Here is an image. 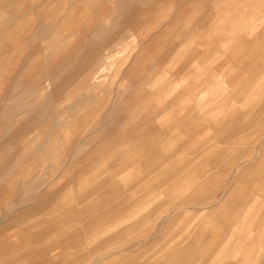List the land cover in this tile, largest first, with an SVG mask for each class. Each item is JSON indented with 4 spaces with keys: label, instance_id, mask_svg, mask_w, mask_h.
I'll return each instance as SVG.
<instances>
[{
    "label": "rangeland",
    "instance_id": "rangeland-1",
    "mask_svg": "<svg viewBox=\"0 0 264 264\" xmlns=\"http://www.w3.org/2000/svg\"><path fill=\"white\" fill-rule=\"evenodd\" d=\"M33 1L38 8L30 4L34 9L8 13V18H31L25 34H3L17 20L0 30V264H118V257H132L124 264H243L240 258L230 263L224 255L209 263L200 249L219 247V254H227L230 243L215 247V238L248 229L244 215L228 222L233 229L227 222L214 225V209L205 204L238 183L233 172L244 159L233 163L237 154L222 152L221 162L207 174L216 183L214 194L178 203L174 200L187 192L162 194L164 188L150 184L153 171H140L129 185L113 190L126 170L107 179L103 171L111 174L127 160L98 154L107 150L99 147L101 136L116 128L142 122L140 129L125 132L134 145V138L161 129L164 99L170 90L195 86L191 76L198 69L202 76L216 75L218 89L231 85L242 91L247 84L249 90L258 89L264 63L258 67L257 58L264 52L256 47L264 43V29H249L244 37L240 26L248 12L264 11V1ZM34 13L39 17L33 19ZM184 44H190L189 51L182 50ZM242 61L248 62L247 80L241 78ZM230 73L233 81L226 84ZM182 75L190 77L183 82ZM172 101L169 106L181 104L192 112V99ZM144 108L153 114L147 117ZM235 113L240 112L234 110V118ZM189 118L188 113L172 116L176 122L204 121ZM212 144L218 152L228 149ZM108 189L109 198L103 195ZM151 196L155 202L149 203ZM121 197L129 202L117 203ZM260 208L253 206L251 227L264 222L257 217ZM71 227L78 236L74 243L67 235ZM121 229L126 236L119 240ZM130 245L136 246L132 252L120 253ZM263 263L264 245L251 264Z\"/></svg>",
    "mask_w": 264,
    "mask_h": 264
},
{
    "label": "crops",
    "instance_id": "crops-1",
    "mask_svg": "<svg viewBox=\"0 0 264 264\" xmlns=\"http://www.w3.org/2000/svg\"><path fill=\"white\" fill-rule=\"evenodd\" d=\"M246 2L253 1L246 0ZM256 2L260 3L263 2V0H256ZM30 4L37 8L39 5L33 0H31V2L29 0H0V17L4 18L3 22L0 23V30L4 28L6 24L9 26L10 22H13V20L18 21L17 23L15 21L10 30H7L3 34H25V31H27L26 29L31 26L29 24L31 18L28 16H22L19 19L8 18V13L26 10L31 7ZM256 10L257 12L255 11V13L254 11L248 12V14L241 19L240 33L244 37L249 36V29H252V32L256 31L255 33L263 32L264 11L262 9L258 11V7ZM215 14H209V19H215ZM38 17L39 15L34 13L33 19ZM249 19L252 24L250 26ZM213 23H215V21L209 23V29H211ZM30 31H28L27 34L30 33ZM237 31H231V33H236ZM33 32L35 33V31ZM33 32L31 31V33ZM193 33L200 35L198 31ZM200 44L201 43H193L194 46H200ZM260 45L261 44H258L256 50L258 52H264V43L262 46ZM190 47V44H184L182 50L184 52L189 51ZM232 49L230 48V50ZM243 62L244 61H242L240 65L241 78L242 80H247L249 72L248 62L245 64ZM262 62L264 63V53L257 58L258 67L259 63ZM260 69L262 71L261 78L256 82V87L258 89L249 90L247 84V89L243 90L242 88V91H233L231 85H226L224 90L218 89L216 75L209 74L207 77L202 76L204 73H202L201 69H198L197 73L191 76L196 82L195 86L190 88L185 87L180 90L179 93L170 90L169 97L164 99V101H167L165 103L167 106L166 108H160V110L162 109L160 114H165L166 119H164V122H161L159 126L161 129L156 128L153 132L150 131L151 133L144 131L146 132L144 136L133 139L134 142L138 141L136 143L137 145H134L131 140L126 138L128 134H125V132L140 129L143 124L142 122H132L128 129H125L124 126L123 128L119 127L118 129L112 130L113 133H104L101 136L102 140H100V142H102L99 144V147H106L107 150L104 148L101 151L102 153L98 154V157H125L127 160L125 163L123 162L117 165L111 174L107 172L108 170L103 171V178L107 179L113 178L114 174L117 172L121 173V170H126L123 176L124 179L112 184L113 190H115L114 188L116 186L122 188L126 186V184L129 185L130 179L137 178L140 171H142L143 174L144 172L149 173V171H153L152 173L155 175L150 176L153 178V182L150 184L157 187L159 190L164 188L163 192H161L162 194L166 193L168 194L167 196L177 197L178 194H185L187 192V195L185 197L183 196V199L174 200L175 202L179 200L178 203H182V201L183 203H188L199 197H209V195L214 194L216 190L213 189V187H216V185H214L216 183L209 179L207 174L221 162L222 152H224V154L229 152L231 154H237L236 157L233 158V163L240 159H244L241 164L242 166H239L237 170L235 169L233 172V174L235 173L234 178L238 183H234L230 187L229 193H223L215 202L205 204H207V207L214 209L212 211L213 215L211 216V221L214 222V225L217 226L227 222L228 226L232 228L228 222L234 221L239 215H242V217L244 215L245 219H248L246 225L248 229H241V231L235 233V236L234 234L232 235L231 230L225 231L224 234L220 236V239H218V237L217 239L215 238V247L222 242L230 243V247H228L229 252L227 254H225V250H223V252L225 251L224 254H219V249H221L219 247L214 250L202 247L200 249V255L205 256L209 263L216 262L219 256L224 255L229 258L230 263L233 262V259L240 258L243 260V264H251L261 246L264 245V222L262 223L263 225L261 224L259 227H251V221L256 216L252 213L253 206H257V208L262 207L258 210L257 217L264 221V67H260ZM184 75H182L183 82H186L184 78L190 76ZM232 81L233 76L232 73H230L226 76L225 83L231 84ZM202 83L203 87L201 86ZM173 99H176V101L179 99H192V103L194 102L192 112H186V107H180L181 104L169 106V102H173ZM238 99L241 100L237 101ZM144 109L147 117L153 114L152 108ZM175 109L176 112H174ZM234 110L240 112L239 114L235 113V118ZM185 113H188L191 119L198 116V120L204 118V121L176 122L174 121L176 119H172V116H183ZM191 119L189 118L188 120ZM165 131L168 136L164 134ZM209 133L213 134V140ZM213 141L218 145L226 146L228 149L218 152L217 149L214 148V144H212L214 143ZM245 145H250V147L242 149L241 151L238 150ZM109 148H111V153L106 154L105 152L109 151ZM166 155L176 158L177 160L162 159L163 156ZM161 162H166V164H156ZM170 162L177 164H171ZM130 163H132V166H129ZM109 189L103 194L106 197L112 194H107ZM151 194L153 195V192ZM172 197H169V199ZM154 198L155 196H151L146 200L152 203L155 202ZM146 200H144V202H146ZM121 201L129 202V199L121 197L117 200V203ZM136 201L142 202V200L139 199H136ZM89 205H94V201L92 200L87 204V209ZM261 209H263V211ZM116 210L118 212L121 208L119 207ZM119 216L117 215L115 219H118ZM145 218H147V215ZM122 230L123 229L116 233L121 236H116L119 240L126 236L122 234ZM74 231L75 230L71 227L67 232V235L72 239V241L70 240L71 243H74L75 239L78 237H73L75 235ZM87 231H89L88 227L84 231L88 238ZM212 241L213 238L210 239L211 243ZM244 242L245 244H242ZM107 245L108 246H104L103 250L109 249V244ZM135 248L136 246L130 245L128 248L120 251V253H124L125 255L132 252ZM117 260H119L117 261L118 264H124L133 259L132 257H118ZM110 263L112 262L110 261Z\"/></svg>",
    "mask_w": 264,
    "mask_h": 264
},
{
    "label": "bare ground",
    "instance_id": "bare-ground-1",
    "mask_svg": "<svg viewBox=\"0 0 264 264\" xmlns=\"http://www.w3.org/2000/svg\"><path fill=\"white\" fill-rule=\"evenodd\" d=\"M263 1H264V0H263ZM258 4H259V3H258ZM256 8H257V7H256ZM259 8H260V7H259ZM259 8H258V10H259ZM261 8H262V7H261ZM261 8H260V9H261ZM263 8H264V7H263ZM254 10H255V9H254ZM256 11H257V10H256ZM263 14H264V12H263ZM188 25H189V24H188ZM167 55H168V54H167ZM166 57H167V56H166ZM263 77H264V74H263ZM260 83H261V82H260ZM134 107H135V106H134ZM139 107H140V106H139ZM139 107H138V108H139ZM149 107H150V106H149ZM173 107H174V106H173ZM141 112H142V111H141ZM193 119H194V118H193ZM97 122H98V121H97Z\"/></svg>",
    "mask_w": 264,
    "mask_h": 264
}]
</instances>
